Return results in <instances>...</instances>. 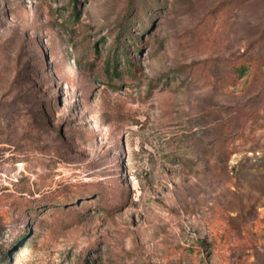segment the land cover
<instances>
[{"label": "rangeland", "instance_id": "374dc122", "mask_svg": "<svg viewBox=\"0 0 264 264\" xmlns=\"http://www.w3.org/2000/svg\"><path fill=\"white\" fill-rule=\"evenodd\" d=\"M0 264H264V0H0Z\"/></svg>", "mask_w": 264, "mask_h": 264}, {"label": "built area", "instance_id": "2783aa9c", "mask_svg": "<svg viewBox=\"0 0 264 264\" xmlns=\"http://www.w3.org/2000/svg\"><path fill=\"white\" fill-rule=\"evenodd\" d=\"M20 165H21L20 163L17 164V166H20Z\"/></svg>", "mask_w": 264, "mask_h": 264}]
</instances>
